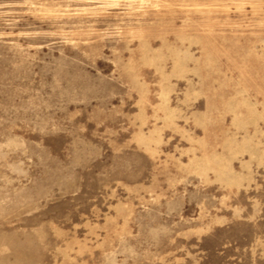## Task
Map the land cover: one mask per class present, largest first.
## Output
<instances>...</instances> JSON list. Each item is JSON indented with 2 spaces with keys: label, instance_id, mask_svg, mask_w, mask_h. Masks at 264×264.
Masks as SVG:
<instances>
[{
  "label": "rangeland",
  "instance_id": "rangeland-1",
  "mask_svg": "<svg viewBox=\"0 0 264 264\" xmlns=\"http://www.w3.org/2000/svg\"><path fill=\"white\" fill-rule=\"evenodd\" d=\"M0 264H264V0H0Z\"/></svg>",
  "mask_w": 264,
  "mask_h": 264
}]
</instances>
